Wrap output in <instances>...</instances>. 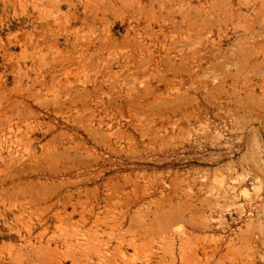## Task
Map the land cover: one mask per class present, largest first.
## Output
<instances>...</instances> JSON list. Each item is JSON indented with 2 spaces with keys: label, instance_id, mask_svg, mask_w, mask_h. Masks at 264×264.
<instances>
[{
  "label": "rangeland",
  "instance_id": "1",
  "mask_svg": "<svg viewBox=\"0 0 264 264\" xmlns=\"http://www.w3.org/2000/svg\"><path fill=\"white\" fill-rule=\"evenodd\" d=\"M41 262L264 264V0H0V264Z\"/></svg>",
  "mask_w": 264,
  "mask_h": 264
},
{
  "label": "bare ground",
  "instance_id": "2",
  "mask_svg": "<svg viewBox=\"0 0 264 264\" xmlns=\"http://www.w3.org/2000/svg\"><path fill=\"white\" fill-rule=\"evenodd\" d=\"M189 218H190V216H189ZM188 220V219H187ZM184 221V220H183ZM192 221V220H191ZM195 225V224H194ZM200 227V226H199ZM249 240V239H248ZM247 241V240H246ZM47 256V255H46ZM42 264H43V262H41ZM45 263V262H44Z\"/></svg>",
  "mask_w": 264,
  "mask_h": 264
}]
</instances>
